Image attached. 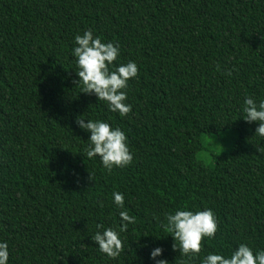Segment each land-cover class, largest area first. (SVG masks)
Here are the masks:
<instances>
[{"label": "trees", "instance_id": "obj_1", "mask_svg": "<svg viewBox=\"0 0 264 264\" xmlns=\"http://www.w3.org/2000/svg\"><path fill=\"white\" fill-rule=\"evenodd\" d=\"M89 29L119 46L112 70L138 66L125 117L75 84L74 37ZM248 97L264 100V0H0L7 264H181L187 258L163 227L177 210L211 209L218 223L188 264L230 257L242 243L264 250V138L243 119ZM80 116L120 128L132 163L109 173L99 156L88 158ZM229 131L237 137L226 152L210 154V165L197 158L204 136ZM123 210L136 222L111 259L91 238L97 224L118 230Z\"/></svg>", "mask_w": 264, "mask_h": 264}, {"label": "clouds", "instance_id": "obj_2", "mask_svg": "<svg viewBox=\"0 0 264 264\" xmlns=\"http://www.w3.org/2000/svg\"><path fill=\"white\" fill-rule=\"evenodd\" d=\"M75 46L73 56L76 58L77 75L75 84L81 86V93L95 95L98 101L107 104L112 112H118L121 117L131 112V105L125 103L129 80L138 77L139 69L135 62L129 61L112 70L110 66L118 59L119 46L111 42H102L99 36L93 35L91 29L82 35L74 37ZM226 75H231V71ZM244 120L248 123L258 122L256 135L264 138V100L257 103L253 98L244 100ZM76 124L83 130L90 132L89 144L86 151L88 158L99 156L103 167L110 173L114 167L124 168L133 161V155L127 143V136L120 128H111L110 124L99 120L93 121L77 117ZM264 153V148H257ZM115 205L123 209L124 196L119 192L113 193ZM103 206V202H100ZM121 226L118 230L103 224H97L98 231L91 238L98 250L108 258L116 259L123 251L124 246L119 238L120 233L127 232L129 224H135L136 218L130 216L126 210L120 211ZM164 229L171 233L174 243L172 249L179 251L181 257L187 260L181 264H188L198 257L202 251L204 238L214 239L218 231V223L211 209L203 211L177 210L166 216ZM102 229V231H99ZM163 249L155 248L151 258L156 260ZM9 251L7 243L0 242V264H7ZM156 264H168L165 259L156 260ZM201 264H264V250L254 255L253 250L246 244H240L231 254L225 257L221 254H208L201 260Z\"/></svg>", "mask_w": 264, "mask_h": 264}, {"label": "rangeland", "instance_id": "obj_3", "mask_svg": "<svg viewBox=\"0 0 264 264\" xmlns=\"http://www.w3.org/2000/svg\"><path fill=\"white\" fill-rule=\"evenodd\" d=\"M236 132H222L210 136H204L203 150L197 154V158L205 165L212 163L210 154H222L226 152L236 140Z\"/></svg>", "mask_w": 264, "mask_h": 264}]
</instances>
